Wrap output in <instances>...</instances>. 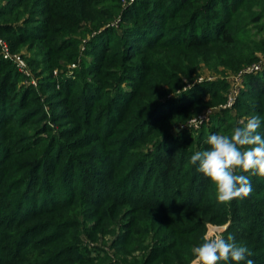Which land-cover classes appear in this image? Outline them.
<instances>
[{
    "label": "trees",
    "instance_id": "16d2710c",
    "mask_svg": "<svg viewBox=\"0 0 264 264\" xmlns=\"http://www.w3.org/2000/svg\"><path fill=\"white\" fill-rule=\"evenodd\" d=\"M260 20L264 0H0V37L10 52L26 46L59 109L17 87L26 76L0 50V264H189L206 224L227 222L224 238L264 264V177L220 204L190 163L210 135L241 126L230 108L199 130H166L224 102L228 77L263 49ZM81 41L89 60L55 77ZM206 68L220 77L184 89ZM244 84L233 107L259 116L264 137V69ZM116 232L109 255L96 242Z\"/></svg>",
    "mask_w": 264,
    "mask_h": 264
},
{
    "label": "clouds",
    "instance_id": "9594fccd",
    "mask_svg": "<svg viewBox=\"0 0 264 264\" xmlns=\"http://www.w3.org/2000/svg\"><path fill=\"white\" fill-rule=\"evenodd\" d=\"M261 123L259 116H252L246 122L240 121L241 126L231 135L212 134L205 141L209 147L190 157V163H198V171L215 185L217 203L247 198L253 191L250 177H264V137L258 131ZM192 253L191 264L229 260L236 264L245 260L246 264H254L252 259H246L252 255L250 250L236 244L232 236L225 239L219 229L209 230L203 236V243L194 247Z\"/></svg>",
    "mask_w": 264,
    "mask_h": 264
},
{
    "label": "rangeland",
    "instance_id": "374dc122",
    "mask_svg": "<svg viewBox=\"0 0 264 264\" xmlns=\"http://www.w3.org/2000/svg\"><path fill=\"white\" fill-rule=\"evenodd\" d=\"M261 21V20H260ZM259 21V22H260ZM118 32H120V30H118ZM252 33H253V37L256 41V43H259L261 41V43H263V49L260 50H256L255 51V60L252 62V63H249L247 65V70H243V71H239L238 73L236 74H233L231 76H226V78L228 77V88H227V91L224 93V97H225V100L224 102L222 103H219L218 105H215V106H206L204 107L203 109H201L199 112L195 113V114H191L189 116L188 119H186L185 121H175V122H171L169 124L166 125V130H169V132L172 134V135H176L178 134L179 131H181L180 128H183V127H190L191 130H199L201 128V126L203 124H206L205 126H208L209 125V118L211 117V115H213L211 112L209 115H208V121H205L204 123L200 124V126L198 128H193L191 127L190 122H191V119L193 118H197L199 115H202L204 113L207 112V110H215V112L219 111L220 108L219 106L221 105H225V103L227 102V99L228 97L230 96V98L232 99V105L231 107H225V108H230V113H231V116H233L235 118V121L237 119V121H247V119H249V116L247 114H244L243 116H239L238 114V110H236L233 105H234V102L236 101L239 93L241 90L245 89V78L248 74H257L258 72L262 71L264 69V21H261L260 23H258V25L254 26L253 29H252ZM1 40H3V38L0 37ZM4 41V40H3ZM6 42V41H5ZM6 45H7V48L9 49V46L6 42ZM10 51V49H9ZM27 51H26V46L25 45H22V46H19L16 51L12 52L13 54H21V56L23 57V54H25ZM79 55H77V57L75 58L74 61L70 62V63H66V64H63V67L65 68L64 71H62L61 69L59 68H55L53 69L52 71V74L55 76V77H59L60 74H62L61 76L62 77H65L67 76L68 74V71H71V74L73 73L75 75L76 73V70L77 69H80V67L82 66V61L83 60H89V56H86L85 55V43L84 41H81L80 44H79ZM26 56V55H24ZM24 59V62H25V66H26V70L28 71L29 75H27L26 77H23V80L19 81L18 82V88L21 86H31L33 88H35V92L37 94V96H39V101L42 103V106H43V111L47 112L48 114L49 113H55V111H58L59 109H56L54 108V111L51 109V107L49 106V103L52 101V100H56L55 98L53 99H50L49 96H51V91H48L46 89H43L42 87L39 86L40 82L42 83V76L38 75L36 72H34L32 70V67L29 66L27 60L25 59V57H23ZM5 60H8L9 62H11L16 70H18V67L16 65V63L9 59V58H5ZM71 64H75L74 67H71ZM257 64H260L259 65V69L258 70H254V72L252 73H248V71L254 66V65H257ZM71 68V70H70ZM67 71V74L65 75V72ZM56 72V73H55ZM200 76H203V80L200 81V82H203L206 80V78H209L211 77V79H207V80H215V79H218L220 77V75H218V73H214V72H211L210 70H208L207 68L203 70V72H200ZM230 78V79H229ZM192 83V82H191ZM198 83V82H197ZM188 84V83H187ZM186 84V85H187ZM42 86V84H40ZM185 85V86H186ZM58 87V85H57ZM208 99V98H207ZM49 102V103H48ZM41 124V122L38 123V125ZM50 125H53L55 130H52V132H57L58 131V125L56 126V124H53V123H49ZM183 125V126H182ZM37 126V124L35 123L34 127L35 128ZM182 126V127H181ZM64 126H62L61 128H63ZM26 130H30L29 127H24ZM228 225V222L225 223V224H211V223H207L206 224V232L205 234L209 231V230H222V232L225 230V228L227 227ZM117 234V232L114 234V235H107L106 237V245H103L105 244L104 241L102 239H98V241L96 242L97 246H101V247H105V249H107V246L110 245L111 243V240L114 238V236ZM81 239L92 245L91 243V239L89 237H87V235L85 234V232L81 235ZM95 243V242H94ZM109 255L113 254V249H107L106 251ZM114 260V258L112 259ZM191 264V262L189 263Z\"/></svg>",
    "mask_w": 264,
    "mask_h": 264
},
{
    "label": "built area",
    "instance_id": "2783aa9c",
    "mask_svg": "<svg viewBox=\"0 0 264 264\" xmlns=\"http://www.w3.org/2000/svg\"><path fill=\"white\" fill-rule=\"evenodd\" d=\"M0 50H1V54L3 56V58H9L11 60H13L17 67H18V71H20L22 74H24L25 76L29 75L28 71L26 70V66H25V62L23 57L21 56V54H13L12 52L9 51V49L7 48L6 42L0 39ZM75 64H71V67H74ZM259 65H254L249 71L248 73H252L254 72V70H258L259 69ZM71 70V68H70ZM243 70H247V68H244ZM241 70V71H243ZM240 71V72H241ZM252 71V72H250ZM56 73V72H55ZM67 74V71L65 72ZM71 71H68V74H70ZM207 79H211V77L206 78ZM230 79V78H229ZM203 80V76H199L198 78H196L192 83H188L185 87H190L191 84H193L194 82H200ZM229 81V80H228ZM232 105V99L230 98V96L227 99V102L225 103V105H221L219 106L220 109H224L225 107H231ZM215 111V110H213ZM212 110H207L206 113L199 115L197 118H193L191 119V122L189 125H191V127L193 128H198L200 126V124L204 123L205 121H208V115L213 112ZM195 121V123H193ZM183 126V125H182ZM181 126V127H182Z\"/></svg>",
    "mask_w": 264,
    "mask_h": 264
}]
</instances>
